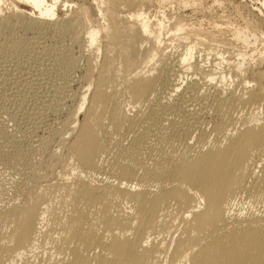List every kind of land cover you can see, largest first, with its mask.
<instances>
[{"label": "bare ground", "instance_id": "bare-ground-1", "mask_svg": "<svg viewBox=\"0 0 264 264\" xmlns=\"http://www.w3.org/2000/svg\"><path fill=\"white\" fill-rule=\"evenodd\" d=\"M164 2L0 0V50L23 40L19 25L63 34L80 53L35 38L44 67H61L59 90V80L33 77L43 67L27 70L32 52L0 65V91L12 70L54 93L20 109L30 135L29 125L0 130L1 163L21 178L10 190L0 170V264H264V53L246 68V53L225 65L230 56L210 51L226 44L228 28L186 26L183 12L164 9L152 22L147 10ZM261 27L248 21L246 30L255 37ZM246 30L232 40L249 47ZM169 34L192 41L166 50ZM71 95L64 118L45 126V111L64 109ZM31 151L45 159L29 162Z\"/></svg>", "mask_w": 264, "mask_h": 264}, {"label": "rangeland", "instance_id": "rangeland-1", "mask_svg": "<svg viewBox=\"0 0 264 264\" xmlns=\"http://www.w3.org/2000/svg\"><path fill=\"white\" fill-rule=\"evenodd\" d=\"M195 1L199 5V7H200L199 9L198 8H194V7H186V8H183L182 10L179 11L175 7V3H172V0H171V2H169V4H168V2H164V4L161 5V8L160 7L159 8L158 7L157 8H155V7L149 8L147 10V13H148V16L150 17L152 22H155L158 19L159 15H161L158 12V10L161 9L160 11H162L164 9V10H166L167 14H174V13L177 14L178 12H180V14H181L183 12L182 15H185V17L182 18V20H183L182 24H184L186 26L199 25L200 27L205 28V29H213V28H215L216 25H219V26H222V27H227L228 29L225 31V34H224V37L227 39L226 44H220L221 48L220 47H216L214 50L210 51V53H216L218 51H221V54H223V56H226V57L230 56L231 59H229L228 62H225V65L227 63L241 62L242 61V56H240L239 53H246L245 59L243 61V68H246V67H248L249 63H251L252 61L256 60L257 57L260 54L264 53V49H263V47H264V29L261 27V20L264 19V11L258 12L255 9V7L258 8V6H261V2L259 0H218V2H214V0H195ZM173 2H174V0H173ZM73 3L74 2H71V5H73ZM70 9H71V7H70ZM170 9H172V10L174 9V10L172 11ZM239 9H240V11H239ZM164 10L162 12H164ZM166 12H165V14H166ZM248 21L258 22L259 26L263 30L258 31L256 33L255 37H254L252 35V29L246 30V26H247V22ZM17 26H15V29H16L15 34L17 35L16 38L18 37V38L23 39L24 40V44L21 45V43H23V40H20L18 42L15 41L13 43V46L10 49H7V48L5 49L3 47L4 49L2 48L3 50H0V52L2 53V55L0 53V55H1V59H0L1 61L0 62L1 63L3 62V63L2 64L0 63V65H3V66L8 65L9 67H13V65H14L13 61L16 60V58H14V57H17V58L18 57H24L25 54L27 55L28 52H30V53L32 52L30 55H28L29 57L32 56V57H30V62H31L30 67L32 69L30 68L31 70L30 69H27V70L30 71V72L33 71V74H35L36 73L35 71L39 72L38 68L43 67L42 68V71H43L42 73L43 74L42 75H37V76L35 74V76L33 75V77L34 78H36V77L41 78L42 77L44 79L43 81H45V80H47L46 77L48 76V78H50L49 81L51 80L50 82H52L53 84L56 83L59 80L56 83V87L59 90L62 87L60 84L63 85L62 81H64L63 80L64 77L61 74L62 73L61 67L58 66V65H56V66L53 65V66H50V67L49 66L48 67H44V63L48 62L49 60L47 58L46 59H42V57H46V55L43 54V56H42V52H40L39 50L41 49V51H42L43 47L42 48H40V47L43 44V46H45V45L47 46V47L45 46L46 49L55 50L53 48L55 47V48L59 49L58 46H60V49L64 48L63 44H64V46L65 45L66 46L67 45H69V46L71 45L72 46V51L73 52L75 51L74 53L72 52V54H74L75 56H79L80 55V53L78 52L79 48L77 46H75V45L73 46L71 41H69V39L67 37H65L63 34L61 36H59L58 33L55 34V32H53L51 30H48V31H46V33H44L42 35L43 37L42 36L39 37V36H37L38 35L37 33H36L37 35L34 34L35 33L34 31H33V33H32V31H24L22 29V27H20L19 25H17ZM236 29H245L249 33L250 38H251V45L249 47H247L248 46L247 43L245 44L241 40H238V41L232 40V39H234L233 35H234ZM50 32H51L52 35L50 34ZM182 32L183 31H181L179 33H182ZM54 35L57 36V37H55ZM44 36H45V38H44ZM62 37H65L64 39L65 40L67 39V40L65 41ZM185 37L186 38H182V37L171 38L170 34L169 35H164L163 44L162 45L166 47V50L172 49V50L180 51V50H182L184 48V45L186 43H190L192 41V36H185ZM35 38L40 40V41L38 40V43L42 42V44H40V46L37 43V39H35ZM183 39H185V41H183ZM44 42H45V44H44ZM68 42L70 44H68ZM26 44H27V46H26ZM34 44L37 45L36 46V50L37 51L34 50V48H30L31 46L35 47ZM23 45H24V47H22ZM52 46H53V48H51ZM222 46H224V47L227 46V49L223 48ZM167 47H169V49H167ZM27 48H30L31 50H29ZM3 52H4V54H3ZM6 52H8L9 56L7 55ZM21 53H23V54H21ZM34 53L35 54L37 53L40 56L37 55V54L34 55ZM200 54H205V53L202 52ZM35 56H38L39 58L35 57ZM202 56L204 57V55H202ZM35 60H37V61H35ZM43 60L44 61L46 60V61L44 62ZM57 67H59V68H57ZM10 69H14V68H10ZM33 69L34 70L36 69V70L34 71ZM9 72H10V74H7V73L4 74V77H3L4 80L2 81V83H4L6 86L4 85V88H2L1 91H0V130H2V128H3V130L6 129L5 131H10L11 132L12 130L15 131V128L17 126L24 127L25 125L26 126L29 125L28 126L29 128L26 127V126L24 127V128H28L29 131H27V133L29 134L30 133V125H32V119L31 118L29 119L27 116H26L27 118L24 117L22 119V117H20V114H21L22 110H20V109H24V107L26 105H27L26 108L27 107L30 108V106H33V103H35V102H36V105H38L39 102L41 103L42 100L46 96L47 97L45 99L51 98L50 95H52L54 93L52 92L53 90H51V87H49L50 90L47 88V86H50L49 84H47V86H46V82H44V84L41 83L42 79H41L40 82L38 80H32L31 84H30V81H29V84H28V82H27V84L22 82L24 85H26V86H22L23 84H21V81H19L20 78L18 77V75L16 73L14 74V72H16V71L12 72V70H11V71H8V73ZM31 73L29 75H31ZM39 74H41V73H39ZM36 81H38V82H36ZM60 81H61V83L59 84ZM11 82H13V83L11 84ZM39 83H40V85H39ZM52 83H50V84L53 86ZM80 86H81V83L79 81L78 82H73L72 85H70L68 87L69 88L68 91L69 92L73 91L72 93L70 92V94H73V93H75V91L77 92V91L80 90V88H79ZM60 91H62V89ZM68 91L66 93H68ZM2 93H3L4 96L2 95ZM58 94L59 95L56 96L55 98H58L59 96L62 95V93H58ZM72 97H74V96L71 95L70 98L67 97L66 100L63 98L64 102L66 101L65 103L68 102L67 103L68 105L66 104V107L62 105L61 108L64 107V109H59L58 110L59 112L58 111H54V110L53 111L49 110V112H47L48 110L45 111L44 118L46 119V122L48 120L47 123H49V124H47L44 121L45 122V126L46 125L47 126L51 125L52 123H53L52 125H54L55 124L54 122L59 121L58 118H60V119H61V117L64 118L63 116H65L64 114H66L65 113V109H66V112H67L68 111L67 107H70L69 105L73 102V98ZM22 98H23L24 101L22 100ZM52 99H54V96L52 97ZM71 99H72V101H71ZM61 101H63V100H61ZM56 102L57 101L53 100V104L56 103ZM16 106H18V107H16ZM14 112L16 114L17 113L18 114L16 115ZM54 112H57V113H54ZM10 114H12V116ZM22 120H24V121H22ZM26 123H28V124H26ZM38 133L40 134L41 132H38ZM42 133H43V131H42ZM6 143H7V140L5 138H2L0 140V148L1 147L3 149L6 148L4 146ZM1 149H0V151H1ZM31 153H33V152L31 151L30 154ZM37 153H39V151L38 152L34 151V154H31V155L29 154V162L33 161L32 163L38 164L41 160L45 159V157L43 158V155H40V153L39 154H37ZM0 170L3 173L4 179H6V182H7V184H5L6 182L4 181V184L6 186H8V188L10 187V190H11L12 187H14V185L17 184V182L19 183L21 181L18 169L15 170V169H13L12 166L10 167V165L9 166L8 165L7 166L3 165V163H1V160H0ZM5 177H7V178H5Z\"/></svg>", "mask_w": 264, "mask_h": 264}]
</instances>
